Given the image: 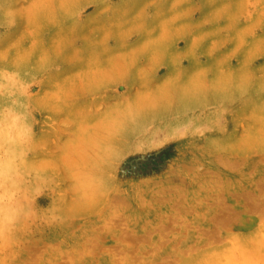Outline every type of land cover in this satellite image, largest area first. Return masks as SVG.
Instances as JSON below:
<instances>
[{"label":"rangeland","instance_id":"374dc122","mask_svg":"<svg viewBox=\"0 0 264 264\" xmlns=\"http://www.w3.org/2000/svg\"><path fill=\"white\" fill-rule=\"evenodd\" d=\"M0 264H264V0H0Z\"/></svg>","mask_w":264,"mask_h":264}]
</instances>
